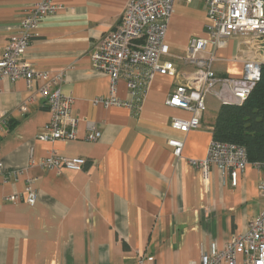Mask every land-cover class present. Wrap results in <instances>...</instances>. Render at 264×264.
Instances as JSON below:
<instances>
[{
    "label": "crops",
    "instance_id": "1",
    "mask_svg": "<svg viewBox=\"0 0 264 264\" xmlns=\"http://www.w3.org/2000/svg\"><path fill=\"white\" fill-rule=\"evenodd\" d=\"M38 1L0 0V58ZM129 1L53 0L55 11L33 30L26 57L62 74L59 86L73 97L79 118L75 139H38L49 109L25 79L0 80V264H139L142 257L145 264H202L204 254L246 232L264 211L261 167L250 162L233 187L215 166L205 176L194 164L206 159L214 139L216 98H207L199 128L182 132L172 125V118L191 117L167 99L193 70L186 62L191 39L209 37L202 0H175L162 59L174 63L177 78L156 73L138 109L106 104L111 80L94 68L91 54L117 28ZM244 40L238 33L222 47L208 44L218 75L242 77ZM114 95L131 99L125 78ZM93 127L94 141L88 139ZM170 140L183 142L180 155ZM53 153L87 163L58 173L42 163ZM30 187L35 204L24 199ZM16 194L23 198L9 199ZM237 264H246L242 255Z\"/></svg>",
    "mask_w": 264,
    "mask_h": 264
},
{
    "label": "built area",
    "instance_id": "2",
    "mask_svg": "<svg viewBox=\"0 0 264 264\" xmlns=\"http://www.w3.org/2000/svg\"><path fill=\"white\" fill-rule=\"evenodd\" d=\"M207 14L206 28L209 37H194L190 41L186 62L193 66L185 81L178 83L170 93L167 104L191 112L189 119L172 118V125L182 132L200 127L207 111V98L213 96L220 105H242L262 80L264 69V0H202ZM175 0H130L117 28L107 33L91 54L92 65L108 75L111 80V96L107 105H121L138 109L145 95L148 81L156 73L177 78L173 62L162 58L169 51L165 40ZM56 6L53 0H39L22 19L17 34L12 36L0 58V80L23 78L30 91H36L49 109L51 118L38 139L46 141L76 138L79 118L73 112V97L66 95L59 86L61 73L52 74L41 70L26 57L34 28ZM245 36L241 60L244 64L242 77L218 75L214 69V54L207 53L208 44L224 46L234 34ZM127 80L130 100L117 98V83ZM38 82H41L38 84ZM27 110V106H22ZM3 125L0 122V132ZM89 140H96L99 132L93 127ZM176 155H180L183 142L170 140ZM43 165L61 173L62 168L82 170L87 160L83 157H67L53 153L43 160ZM250 163L245 146L213 139L206 159L194 161L208 176L211 167L218 168L224 182L235 187L240 175ZM262 169L260 194L264 197V163H255ZM4 167L0 158V172ZM22 199L16 194L9 199ZM29 204L37 201V192L28 188L24 198ZM242 255L246 264H264V211L249 223L246 232L233 235L227 244L214 248L203 255L202 264H237ZM139 264H145L142 257Z\"/></svg>",
    "mask_w": 264,
    "mask_h": 264
},
{
    "label": "trees",
    "instance_id": "3",
    "mask_svg": "<svg viewBox=\"0 0 264 264\" xmlns=\"http://www.w3.org/2000/svg\"><path fill=\"white\" fill-rule=\"evenodd\" d=\"M213 137L246 147L253 163H264V69L262 80L242 105H220L210 121Z\"/></svg>",
    "mask_w": 264,
    "mask_h": 264
},
{
    "label": "rangeland",
    "instance_id": "4",
    "mask_svg": "<svg viewBox=\"0 0 264 264\" xmlns=\"http://www.w3.org/2000/svg\"><path fill=\"white\" fill-rule=\"evenodd\" d=\"M216 100H217V99H216ZM215 105H217V106L219 105V106H220V103H219V101H218V100H217V101H215ZM208 107H209V105H208ZM212 113L214 114V113H216V112L213 110V112H212Z\"/></svg>",
    "mask_w": 264,
    "mask_h": 264
}]
</instances>
